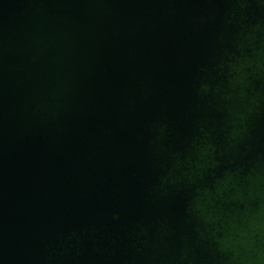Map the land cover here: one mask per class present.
Segmentation results:
<instances>
[{
    "label": "water",
    "instance_id": "1",
    "mask_svg": "<svg viewBox=\"0 0 264 264\" xmlns=\"http://www.w3.org/2000/svg\"><path fill=\"white\" fill-rule=\"evenodd\" d=\"M0 264H264V0H0Z\"/></svg>",
    "mask_w": 264,
    "mask_h": 264
}]
</instances>
